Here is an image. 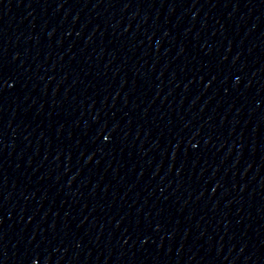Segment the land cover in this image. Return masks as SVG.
<instances>
[{
  "label": "water",
  "instance_id": "95a60500",
  "mask_svg": "<svg viewBox=\"0 0 264 264\" xmlns=\"http://www.w3.org/2000/svg\"><path fill=\"white\" fill-rule=\"evenodd\" d=\"M0 264H264V0H0Z\"/></svg>",
  "mask_w": 264,
  "mask_h": 264
}]
</instances>
